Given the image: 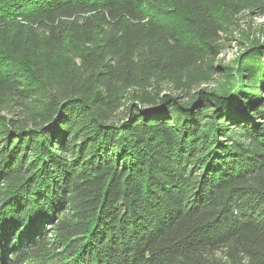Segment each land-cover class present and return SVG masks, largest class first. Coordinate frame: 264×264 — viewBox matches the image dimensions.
Listing matches in <instances>:
<instances>
[{"label":"trees","instance_id":"trees-1","mask_svg":"<svg viewBox=\"0 0 264 264\" xmlns=\"http://www.w3.org/2000/svg\"><path fill=\"white\" fill-rule=\"evenodd\" d=\"M243 15L264 0H0V264H264Z\"/></svg>","mask_w":264,"mask_h":264},{"label":"rangeland","instance_id":"rangeland-1","mask_svg":"<svg viewBox=\"0 0 264 264\" xmlns=\"http://www.w3.org/2000/svg\"><path fill=\"white\" fill-rule=\"evenodd\" d=\"M241 28L245 29L248 25L252 27L253 33L259 35L264 32V17L247 18L245 15L240 17ZM263 30V31H262ZM226 48L220 55V58L224 62H232L236 54L242 49V45L237 42L236 39L226 41ZM213 85V83H210ZM163 92L167 93L168 89L163 88ZM185 100V99H184Z\"/></svg>","mask_w":264,"mask_h":264}]
</instances>
